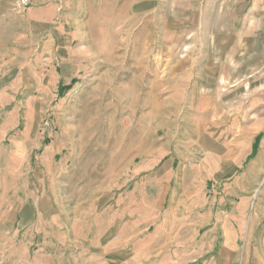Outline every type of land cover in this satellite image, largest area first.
Instances as JSON below:
<instances>
[{"label": "rangeland", "instance_id": "1", "mask_svg": "<svg viewBox=\"0 0 264 264\" xmlns=\"http://www.w3.org/2000/svg\"><path fill=\"white\" fill-rule=\"evenodd\" d=\"M18 1L0 0V264H264V137L247 161L264 0ZM200 167L189 199L218 248L169 253ZM240 216L222 259L220 224Z\"/></svg>", "mask_w": 264, "mask_h": 264}, {"label": "crops", "instance_id": "2", "mask_svg": "<svg viewBox=\"0 0 264 264\" xmlns=\"http://www.w3.org/2000/svg\"><path fill=\"white\" fill-rule=\"evenodd\" d=\"M25 146L26 143L18 151H16L18 153L16 157L20 160L24 159L27 154L28 146H26L27 148L24 149ZM212 171V168L210 169L200 167V169L198 170L199 174H195L194 176H191L189 178V182L194 184L196 180L197 184L203 187H199V190L194 192H191V188L188 189V192H186V190H183V193L185 195L182 198V214H184L183 218L179 221L180 225H177V231L169 230L166 233L167 235L163 237L162 241V247L164 249L166 248L169 253H196L211 251L214 247L218 248V226L217 223L214 222V220L217 219L216 216H214L213 213H210L209 210L206 211L205 205L196 204L195 199H189V197L193 196L194 194H198L199 197L204 194V189L208 185L207 182L210 180L209 178ZM181 177L184 180L186 178L185 176ZM261 218L262 217H259L258 215L252 217L250 218V223H264V219ZM243 219L244 218H242L241 216L236 221H234L233 218L225 219L220 224V227L224 229L222 231V241L220 243L222 246V259L227 260L232 251L240 248L239 245L241 238H239V232L237 228L240 231V225ZM244 234V237L246 239L244 241L248 242V240L251 238V235L253 234V231L248 230ZM262 241L264 242V239Z\"/></svg>", "mask_w": 264, "mask_h": 264}, {"label": "trees", "instance_id": "3", "mask_svg": "<svg viewBox=\"0 0 264 264\" xmlns=\"http://www.w3.org/2000/svg\"><path fill=\"white\" fill-rule=\"evenodd\" d=\"M264 135L263 133H260L259 135H257L254 143H253V146H252V154L248 157L247 161L253 159L257 153H258V148H259V145H260V142L262 141Z\"/></svg>", "mask_w": 264, "mask_h": 264}, {"label": "built area", "instance_id": "4", "mask_svg": "<svg viewBox=\"0 0 264 264\" xmlns=\"http://www.w3.org/2000/svg\"><path fill=\"white\" fill-rule=\"evenodd\" d=\"M37 0H19L17 3V8L21 11V10H27L30 7H32V5H34L36 3Z\"/></svg>", "mask_w": 264, "mask_h": 264}]
</instances>
